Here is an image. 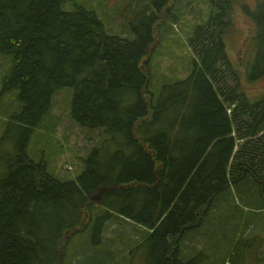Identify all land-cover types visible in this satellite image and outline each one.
Listing matches in <instances>:
<instances>
[{"label": "trees", "instance_id": "16d2710c", "mask_svg": "<svg viewBox=\"0 0 264 264\" xmlns=\"http://www.w3.org/2000/svg\"><path fill=\"white\" fill-rule=\"evenodd\" d=\"M65 1L0 0V54L14 60L1 95L15 92L20 103L9 120L15 139L0 137V264H67L68 236L90 232L99 243L114 215L147 228L146 264H203L205 247L218 264L241 255L245 232L264 228V91L248 97L228 55L235 0H201L208 12L189 37L193 69L163 82L143 62L162 11L185 0H150L134 14L133 38L108 34L94 9L66 11ZM245 11L255 82L264 78V1ZM63 88L74 89L72 117L108 135L74 179L29 155ZM113 184L126 187L105 190L98 206L91 196ZM192 233L204 244L188 256Z\"/></svg>", "mask_w": 264, "mask_h": 264}, {"label": "rangeland", "instance_id": "374dc122", "mask_svg": "<svg viewBox=\"0 0 264 264\" xmlns=\"http://www.w3.org/2000/svg\"><path fill=\"white\" fill-rule=\"evenodd\" d=\"M149 1L66 0L64 10L72 11L78 5L94 9L104 21L108 34L133 38L132 24L138 20L134 14L141 11ZM261 1L264 0H235L232 27L226 37L229 58L235 70L241 75V88L251 99H256L264 91V78L252 82L246 76L255 58L256 49L253 41L255 34L253 22L245 7L254 10ZM175 5L174 3L162 11L165 25L162 27L161 35L157 28L155 46L151 48L149 52L151 56L144 65L145 70L161 81L162 78L182 79L192 71L195 55L189 47V37L194 25L208 12V6L201 0L182 1L179 8H175ZM169 9H172V17L169 15ZM13 63L12 56L0 54V137L8 133L15 139L12 128L15 126L11 125L9 120L12 113L20 109V103L15 92L1 95L2 81L12 70ZM73 93V88H63L53 94L52 109L36 128L29 144V155L35 160H46L49 170L64 179L76 178L84 168L82 158L95 146H101L104 138L108 137L102 129L82 126L72 117ZM10 145L12 147V143ZM5 148L6 146L0 147V152L4 153ZM94 202L98 206L101 204L100 199ZM99 210L102 211V208L96 209V213H99ZM84 216L83 222L86 228L90 229L89 213H85ZM105 224L102 241L99 243L92 240L90 232L78 235L71 233L68 236L70 250L68 251L66 244L61 248L64 255L69 256V260L66 258L67 264H146L145 226L117 215ZM193 235L194 233L190 234L183 244L185 251H189L188 256H193V253L204 244V239L201 238L196 246V236ZM244 237H249L247 241L249 244L239 245L243 248L241 255H236L232 251L233 259L228 257L223 264H234V260L239 264L240 258V264H264V228L256 226L252 230H247ZM210 245L212 248L213 244ZM210 251L205 247L207 256L204 257L203 264H218L219 259L213 258L209 254ZM224 252L226 247L223 245L221 257Z\"/></svg>", "mask_w": 264, "mask_h": 264}, {"label": "water", "instance_id": "95a60500", "mask_svg": "<svg viewBox=\"0 0 264 264\" xmlns=\"http://www.w3.org/2000/svg\"><path fill=\"white\" fill-rule=\"evenodd\" d=\"M156 37H157V35L155 36V40H157L156 39ZM155 46V45H154ZM154 46L152 47V49L154 48ZM151 49V50H152ZM147 62V60H145L144 62H143V69H144V65H145V63ZM126 186H124V185H119V184H113V185H104V186H102V187H100L99 188V190H98V192L97 193H95L94 195H92L91 196V198L93 199V200H96V199H101V195H102V193L105 191V190H111V189H113V188H125Z\"/></svg>", "mask_w": 264, "mask_h": 264}]
</instances>
